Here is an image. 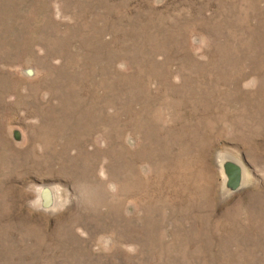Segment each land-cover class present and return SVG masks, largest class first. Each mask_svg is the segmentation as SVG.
I'll use <instances>...</instances> for the list:
<instances>
[{
	"label": "rangeland",
	"instance_id": "rangeland-1",
	"mask_svg": "<svg viewBox=\"0 0 264 264\" xmlns=\"http://www.w3.org/2000/svg\"><path fill=\"white\" fill-rule=\"evenodd\" d=\"M0 264H264V0H0Z\"/></svg>",
	"mask_w": 264,
	"mask_h": 264
},
{
	"label": "water",
	"instance_id": "water-1",
	"mask_svg": "<svg viewBox=\"0 0 264 264\" xmlns=\"http://www.w3.org/2000/svg\"><path fill=\"white\" fill-rule=\"evenodd\" d=\"M225 167L229 174V184L233 187L238 186L240 183V166L234 162H226ZM43 196L45 204L49 203L50 191L48 188L44 189Z\"/></svg>",
	"mask_w": 264,
	"mask_h": 264
}]
</instances>
